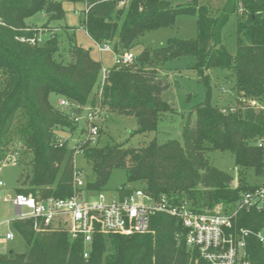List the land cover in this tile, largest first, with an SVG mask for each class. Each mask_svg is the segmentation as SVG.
Instances as JSON below:
<instances>
[{
    "label": "trees",
    "instance_id": "trees-1",
    "mask_svg": "<svg viewBox=\"0 0 264 264\" xmlns=\"http://www.w3.org/2000/svg\"><path fill=\"white\" fill-rule=\"evenodd\" d=\"M63 0H0V160L16 154L21 172L16 193L39 198H66L75 192L77 149L91 173H83L85 189L104 191L114 169H124L121 194L142 188L166 195L175 204L192 202L199 211L233 205L264 180V0H224L214 10L199 0L174 5L169 0L84 1L82 26L98 45L109 44L116 54L131 52L146 32L172 26L180 15L197 18L193 38H169L159 48L145 46L132 62L113 64L101 76L103 64L77 44L73 28L53 25L65 16ZM45 13L47 23L27 19ZM41 37V41L28 40ZM235 37L232 52L226 40ZM182 55L195 58L194 68L207 86V99L197 104L178 139L139 146L97 143L84 138L76 116L89 108L134 116L133 134L159 129V121L177 112L164 98L169 84L160 71ZM226 69L235 78V106L211 103L210 70ZM68 101L54 104L51 95ZM194 114V118H192ZM79 131L73 145L60 131ZM261 143V145H259ZM230 151L238 168L233 175L217 168L210 151ZM254 211H243L238 224L256 228ZM33 218L13 219L11 229L25 242L23 252L0 253V264H207L188 246L180 218L166 213L152 216L151 230L132 235L94 236L85 258L82 238L61 226L44 228ZM251 264H264V245L255 236L247 243Z\"/></svg>",
    "mask_w": 264,
    "mask_h": 264
},
{
    "label": "built area",
    "instance_id": "built-area-1",
    "mask_svg": "<svg viewBox=\"0 0 264 264\" xmlns=\"http://www.w3.org/2000/svg\"><path fill=\"white\" fill-rule=\"evenodd\" d=\"M120 6L129 0H114ZM31 43L41 41V37H33ZM100 51H113L111 45H99ZM135 54L127 52L123 55L114 53V64H127L134 60ZM107 69L104 70V74ZM104 76V75H103ZM264 109V105L252 102ZM61 105H68L65 99ZM86 114L76 116L80 122L85 117L84 138L97 143L100 133V108H85ZM85 115V116H84ZM261 145V143H259ZM81 150L77 149V154ZM8 164H18L16 154H8L0 160V188L5 186L1 178L3 168ZM75 192L70 197L39 198L24 193H16L13 199L4 196L5 202H11L16 209L13 219L33 218L42 223L44 228L54 229L61 226L73 238H82L85 244V258L98 233L132 235L151 230L152 216L166 213L181 219L186 229V241L189 247L198 250L199 257L207 264H251L248 258L247 243L250 236H255L264 245V180L254 188L241 195L233 205H220L213 211H199L192 202L185 200L175 204L162 194L155 196L142 188H136L127 194L117 191L111 199L104 191L85 189L83 173L79 170L74 177ZM256 212L260 215V224L256 228L240 226L238 221L241 213ZM13 219L0 220V226L10 223ZM13 230L7 229L1 242L14 238Z\"/></svg>",
    "mask_w": 264,
    "mask_h": 264
},
{
    "label": "rangeland",
    "instance_id": "rangeland-1",
    "mask_svg": "<svg viewBox=\"0 0 264 264\" xmlns=\"http://www.w3.org/2000/svg\"><path fill=\"white\" fill-rule=\"evenodd\" d=\"M174 5L187 4L190 0H169ZM202 4H207L216 10L224 0H199ZM63 9L65 16L62 20L53 22V25H67L73 28L75 41L85 49L90 50L91 55L102 61L103 70L113 66V51L101 53L99 45L88 35L82 26L86 3L84 1L63 0ZM47 15L39 12L27 19L29 24L41 26L47 23ZM198 33L197 18L194 15H180L172 26L162 27L144 33L136 41L131 49L135 55L139 54L145 46L153 49L167 44L169 38H193ZM228 48L234 52L236 47L235 37L226 40ZM195 58L192 55H182L166 63L161 69V76L165 77L169 86L164 91V98L172 103L177 112L163 115L159 121V129L156 132L146 134H133L138 128L136 117L113 112L107 113L101 111L104 120H99V125L103 128L100 137V143H126L128 146H139L144 141L156 138L158 142H164L169 139H178L183 143V129L190 117L194 107L207 99V86L203 83L193 67ZM211 75V103L219 106H235L237 102L234 89L235 78L226 69L215 68L210 70ZM51 101L58 104L59 96L51 95ZM85 114L87 110H83ZM85 116V115H84ZM85 117L80 119L79 129L85 128ZM194 118V114L192 116ZM79 134V131L73 135L69 131H60L62 138H71L70 144L73 145ZM208 157L212 163L219 169L230 172L233 175V184L238 183V168L235 163V156L230 151H210ZM76 165L82 173H91L87 161L82 153H78ZM21 172V165L8 164L3 168L1 178L5 186L0 188V220L13 219L16 215V209L11 202H5L4 196L8 195L10 199L16 196L15 188L17 179ZM127 181V173L124 169H114L111 173L106 189L104 190L108 198L116 195L118 188ZM261 180L260 182H262ZM7 229H11V222L0 226V238H3ZM12 230V229H11ZM2 243V242H1ZM26 246L23 238L15 235L12 240L7 241L2 246L1 252L14 250L16 252L25 251Z\"/></svg>",
    "mask_w": 264,
    "mask_h": 264
},
{
    "label": "crops",
    "instance_id": "crops-1",
    "mask_svg": "<svg viewBox=\"0 0 264 264\" xmlns=\"http://www.w3.org/2000/svg\"><path fill=\"white\" fill-rule=\"evenodd\" d=\"M107 51H110V50H107ZM100 52L103 53V52H106V51H100ZM101 62H102V61H101ZM60 100H61V99L59 98L58 103H60ZM5 243H6V242H2L0 245L2 246V245L5 244ZM0 253H4V252H1V251H0Z\"/></svg>",
    "mask_w": 264,
    "mask_h": 264
}]
</instances>
